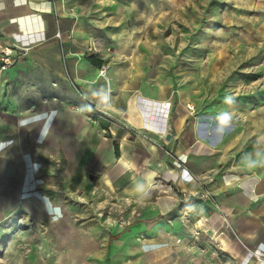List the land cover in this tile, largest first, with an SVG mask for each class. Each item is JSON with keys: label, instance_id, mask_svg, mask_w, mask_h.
Returning <instances> with one entry per match:
<instances>
[{"label": "crops", "instance_id": "0c3cea01", "mask_svg": "<svg viewBox=\"0 0 264 264\" xmlns=\"http://www.w3.org/2000/svg\"><path fill=\"white\" fill-rule=\"evenodd\" d=\"M107 6L128 7L120 0H0V87H9L0 93V147L19 158L21 188L27 181H60L57 159L74 174L91 162L98 195L145 199L142 218L123 237L144 255L180 247L172 261L183 262L194 251L189 243L203 244L205 232L232 256L264 252V142L258 150L248 143L250 122L223 131L212 124L200 133L195 105L186 99L92 75L82 57L97 38L90 11ZM107 18L104 23L119 19ZM6 54L17 62L3 68ZM255 100L263 115L264 86ZM249 107L245 119L254 117ZM199 228L205 232L192 240Z\"/></svg>", "mask_w": 264, "mask_h": 264}, {"label": "rangeland", "instance_id": "374dc122", "mask_svg": "<svg viewBox=\"0 0 264 264\" xmlns=\"http://www.w3.org/2000/svg\"><path fill=\"white\" fill-rule=\"evenodd\" d=\"M120 1L128 7L91 8L98 39L82 55L89 72L96 78L133 80L132 90L144 88L143 94L151 90L186 99L195 105L200 133L220 125L218 114L233 110L226 128H244L250 122L248 143L258 150L264 142L262 102L255 100L264 86L259 85L264 78V0ZM71 12L79 16L75 8ZM108 16L119 19L104 23ZM68 57L63 56L66 67ZM68 80L82 94L79 79L69 74ZM8 88L3 83L0 93ZM249 106L253 119H245ZM5 149L0 147V264H264V252L232 256L201 228L194 230L192 240L204 233V243L190 242L194 251L183 262L172 261L180 247L144 255L123 240L142 218L144 198H131L130 206L117 195L100 196L90 177L92 163L74 174L64 169L62 158L56 160L60 181H27L21 188L19 158ZM60 154L67 158L68 152ZM32 168L38 169L36 161Z\"/></svg>", "mask_w": 264, "mask_h": 264}, {"label": "clouds", "instance_id": "9594fccd", "mask_svg": "<svg viewBox=\"0 0 264 264\" xmlns=\"http://www.w3.org/2000/svg\"><path fill=\"white\" fill-rule=\"evenodd\" d=\"M216 119L219 121V124L222 126L220 128V130L223 131V130L226 129V127L228 126L229 122L232 120V115L229 112H222V113L218 114ZM19 123L23 126V124L25 122L24 121H19ZM40 141L41 142L43 141L42 134H40Z\"/></svg>", "mask_w": 264, "mask_h": 264}, {"label": "built area", "instance_id": "2783aa9c", "mask_svg": "<svg viewBox=\"0 0 264 264\" xmlns=\"http://www.w3.org/2000/svg\"><path fill=\"white\" fill-rule=\"evenodd\" d=\"M10 54H6L5 55V58H2V61H3V65H2V67L3 68H5L7 65H9L10 63H13L14 61H16V59L15 58H13L12 60H10ZM102 72H104V70L102 71ZM191 110H192V112H194L195 110H194V108L193 107H191L190 108ZM209 196V194L207 195V197ZM126 201H127V203L130 205V204H132L133 202H131V198H129V197H127L126 199H125ZM130 203H129V202ZM131 206V205H130Z\"/></svg>", "mask_w": 264, "mask_h": 264}, {"label": "bare ground", "instance_id": "6f19581e", "mask_svg": "<svg viewBox=\"0 0 264 264\" xmlns=\"http://www.w3.org/2000/svg\"><path fill=\"white\" fill-rule=\"evenodd\" d=\"M103 73V72H102ZM124 199H126V198H124Z\"/></svg>", "mask_w": 264, "mask_h": 264}]
</instances>
